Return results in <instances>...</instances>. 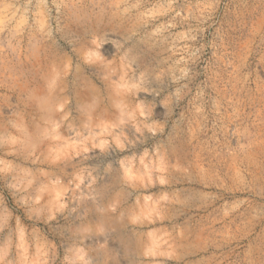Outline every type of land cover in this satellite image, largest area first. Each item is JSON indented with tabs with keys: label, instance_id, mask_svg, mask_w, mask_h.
<instances>
[{
	"label": "rangeland",
	"instance_id": "rangeland-1",
	"mask_svg": "<svg viewBox=\"0 0 264 264\" xmlns=\"http://www.w3.org/2000/svg\"><path fill=\"white\" fill-rule=\"evenodd\" d=\"M0 264H264V0H0Z\"/></svg>",
	"mask_w": 264,
	"mask_h": 264
}]
</instances>
